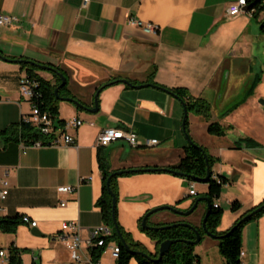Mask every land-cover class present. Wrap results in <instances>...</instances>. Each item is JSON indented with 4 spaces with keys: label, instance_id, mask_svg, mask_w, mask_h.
<instances>
[{
    "label": "crops",
    "instance_id": "crops-1",
    "mask_svg": "<svg viewBox=\"0 0 264 264\" xmlns=\"http://www.w3.org/2000/svg\"><path fill=\"white\" fill-rule=\"evenodd\" d=\"M237 1L92 0L85 6L84 0H0L1 12L17 18L0 26L4 57L62 68L69 76V92L88 108L95 107V94L106 85L96 113L69 101L58 103L59 119L79 117L88 122L69 131L75 144L29 146L23 153L25 140H8L0 134V182H9L0 218L20 215L37 222L36 227L23 222L15 233L0 231V249L8 251L12 244L26 249L23 264H75L67 242L59 235L64 221H78L85 240L105 223L98 206L103 188L99 157L108 160L113 172L180 162L189 144L183 128L184 105L160 86L185 88L212 106L210 121L194 113L188 119L192 140L216 159L214 177L229 179L216 201L224 209L218 231H227L241 215L264 201V107L259 101L264 90L257 86L245 98L259 77L257 53L261 50L264 55V10L257 16L246 12L230 16L228 9ZM134 19L156 23L161 31L148 33L133 24ZM26 72L21 64L0 57V131L31 114L32 104L20 92V78ZM38 74L54 82L50 72ZM120 79L152 85H107ZM226 79L230 80L228 87ZM239 96L225 108L226 101ZM211 122L226 127V134H210ZM108 127L133 130L140 140L157 139L160 144L133 148L117 141L99 147L97 137ZM243 138L253 139L258 146L238 148ZM126 147L132 152L125 154ZM191 184L196 195L208 191L207 183L199 189L196 182L169 172L119 176V223L154 253L157 244L141 231L139 219L160 206L191 208ZM67 186L74 191H59ZM235 200L242 205L239 212L231 211ZM197 209L199 215L188 220L196 226L202 223L207 204L200 203ZM185 220L164 210L153 214L149 222L168 225ZM33 228L42 236L34 235ZM242 250L244 264H264V215L243 228ZM195 254L198 264H225L218 239L209 235L196 245ZM116 258L110 250L103 251L100 264H116ZM0 264H7L6 259L0 257ZM131 264L138 263L132 260Z\"/></svg>",
    "mask_w": 264,
    "mask_h": 264
},
{
    "label": "trees",
    "instance_id": "trees-1",
    "mask_svg": "<svg viewBox=\"0 0 264 264\" xmlns=\"http://www.w3.org/2000/svg\"><path fill=\"white\" fill-rule=\"evenodd\" d=\"M252 6L256 9L254 16L264 10V0H250ZM262 28L264 29V23ZM5 60L17 62L21 64L22 68L25 69L28 75L37 82L36 96L32 99V103L41 108L42 111L48 112L54 121L58 125H63L64 120L58 118L59 116V106L58 103L60 99L55 95V89L61 84V78L57 72H54L52 69H56L62 72L67 77V84L61 88L59 94L63 97H73L69 92V76L65 70L55 66L50 63H41L28 58H11L4 57ZM33 61V62H32ZM51 68V70L49 69ZM48 71L54 77V82L44 79L38 74V71ZM260 77H257L250 85L249 93L246 95L247 98L251 95L258 85V80ZM159 86V85H158ZM171 91L175 96L180 100L185 102L187 110L189 113H194L203 117L205 120L210 121L212 118V106L203 98H194L192 97L187 89L185 88H167L160 86ZM66 93V94H65ZM208 132L212 135L223 136L227 132V128L221 125L219 122H211L208 126ZM186 133L189 134V119L186 122ZM1 135H5L8 140H25L28 144H33L37 140H43L45 143L48 138L41 136L37 133L34 126L29 123L21 120L19 123H13L6 129L0 131ZM192 139V138H191ZM193 141V140H192ZM245 145L247 147H257L258 144L251 138H243L237 142V147ZM100 166L103 173V188L102 195L98 200V206L101 208V213L104 222L112 228L113 234L112 237L108 238L110 241H115L119 245V253L116 258V264H131L132 260H136L138 264H178L179 259L181 264H198L199 257L195 254L196 244L187 243V242H177L173 244L170 250L164 254L163 258L160 261H155L159 257V246L160 243L167 239H184L188 241L196 240V231L185 226H177L174 228H167L162 230H147L142 227V221L144 216L139 219V227L142 232L146 233L152 240L157 244L156 251L154 253L150 252L143 243L136 241L132 234L127 232L119 223L117 218V225L120 231L121 236L117 233L114 223H113V208H112V196L110 195L106 182L108 177L113 173L109 166L107 159L99 157ZM215 158L209 154L207 149L195 141L189 142L185 147V155L176 165L165 167L168 171L155 170L153 172H169L173 175H177L183 178H186L192 182H200L201 179L205 178L208 173L207 161L210 164V169L212 176L207 182L208 191L205 193L204 197H208L212 202V209L208 215L206 226L209 232L213 235L218 236L220 252L225 259V264H244L240 256L242 251V231L245 225L248 223L259 219L264 215V209L260 212L253 214L250 218L245 219V217L264 205L262 201L259 205L248 210L234 223V225L227 231L220 232L218 228L221 224V219L224 214V209L219 205L215 207L216 201L221 197L223 186L229 183V179L220 175L218 178H215L213 175L212 167L215 162ZM160 168V167H157ZM139 172H126L120 176L132 175ZM119 176H114L111 181V189L117 195L118 199V185L117 179ZM196 201V200H195ZM194 201V202H195ZM193 202V204H194ZM176 207V206H175ZM242 208L241 203L238 200H235L231 204V211L239 212ZM117 216V208H116ZM23 216L17 215L13 217H2L0 218V231L4 233H15L17 227L23 223ZM186 222V221H184ZM149 224H151L149 222ZM163 223L157 224V226H162ZM197 230L202 233V238L205 233L202 228L195 226ZM108 240V241H109ZM127 244L129 250L126 249L125 245ZM104 247L95 248L92 251V256L95 261H99L102 255ZM26 252V249H19L14 244H12L8 249V258L7 264H23L22 254ZM135 252H144L150 255L153 259H148ZM36 264V263H34Z\"/></svg>",
    "mask_w": 264,
    "mask_h": 264
},
{
    "label": "built area",
    "instance_id": "built-area-1",
    "mask_svg": "<svg viewBox=\"0 0 264 264\" xmlns=\"http://www.w3.org/2000/svg\"><path fill=\"white\" fill-rule=\"evenodd\" d=\"M92 0H84V5L87 6ZM251 8L246 11L245 8L248 6ZM256 9L250 3V0H238L236 3L232 4L228 9V14L230 16H238L243 13H249L254 15ZM17 20L16 17L3 14L0 9V26L10 25ZM131 22L138 27L143 28L144 31L152 34H159L161 27L156 23H145L140 20H131ZM37 82L32 79L26 72L20 78V92L21 95L28 99L32 104L31 114L24 117L22 120L26 123L31 124L35 127L37 133L41 136L47 137L48 140L45 143L43 140H37L33 144H28L26 142L21 143V149L23 153H26V150L29 146H43L46 144H75L76 138L69 131L77 130L88 122L79 118L74 117L69 121H65L63 125H58L51 115L48 112L42 111L40 107L32 103V99L36 96ZM93 125V122H89ZM117 141H124L129 146L133 148L137 147H152L160 144V141L157 139H145L144 141L139 139L137 133L133 130H125L122 128L108 127L103 129L97 137V145L99 147H108L112 143ZM61 192H72L74 187L67 186L61 187L59 189ZM9 194V182L3 180L0 182V205L8 197ZM190 195H196V187L194 184L190 186ZM66 203H62L65 206ZM215 207H219L218 203H215ZM22 220L24 223L31 225L32 227L37 226L36 221H31L28 216H23ZM113 231L112 228L103 223L101 226L96 227L91 231L90 237L84 239L82 235V227L78 221H64L61 227V234L59 238L63 242H67L68 248L71 253L72 261L75 264H100L99 261H95L92 256V251L95 248L104 247L103 251L110 250L112 255L118 256L116 254V247L119 245L113 243L108 238L112 237ZM109 240V241H108ZM244 251L240 253L241 258L244 256ZM0 257L6 259L8 258V251L0 249Z\"/></svg>",
    "mask_w": 264,
    "mask_h": 264
},
{
    "label": "water",
    "instance_id": "water-1",
    "mask_svg": "<svg viewBox=\"0 0 264 264\" xmlns=\"http://www.w3.org/2000/svg\"><path fill=\"white\" fill-rule=\"evenodd\" d=\"M250 8H251V6L249 5L248 7L245 8V10L248 11ZM0 57L1 58H4V56L2 55L1 52H0ZM49 69L51 70V68H49ZM52 70L54 72H57L59 74V77L61 78V84L58 87H56V89H55V95L60 100H65V101L72 102V103L76 104L79 108L85 109V110H87V111H89L91 113H96V112L99 111V95H100L101 91L103 90V88L106 85L100 87L97 90V92L95 94V107L88 108L83 103H81L79 100H77V99H75L73 97H63V96H61L59 94L61 88L64 87L67 84V77L62 72H60V71H58L56 69H52ZM115 82H123L125 84L131 85V86H134V87H139V88L152 85V84L133 85L127 79H120V80L112 81V82L108 83L107 85H112ZM163 89H165V88H163ZM165 90L166 91H169L167 89H165ZM169 93L173 94L171 91H169ZM175 97L178 98L177 96H175ZM182 103H183L184 109H185L184 120H183V128H184L185 133H186V122H187V119H188V116H189V112L187 110V107L185 105V102L182 101ZM186 137H187V139H188V141L190 143L193 142L189 134L186 133ZM207 165H208V173H207V176L205 178H203V179L200 180V182H202V183H207L209 181V179L211 178V176H212L211 169H210V164H209L208 161H207ZM155 170L168 171V169L165 168V167H163V168L162 167L161 168H157V167H146V168H137V169H124V170L115 171V172L111 173V175L108 177L107 182H106V186H107V189H108L110 195L112 196L113 223H114V227H115L117 233L120 236H121V234H120V231H119V228H118V225H117V216H116L117 195L111 189V181H112L113 177L114 176H120V175H122L123 173H126V172H139V171H143V172H153ZM202 201H204L207 204L206 213H205V216H204L203 221H202V229H203V231H204L205 234H207V235H209L211 237H214V238H218V236L213 235L211 232H209V230L207 229V226H206V222H207L208 215H209V213H210V211L212 209V202H211V200L208 197H202V198H198L194 202V204L192 205V207L189 208L188 210H181V209H178L175 206H169V205L156 207V208L151 209L150 211H148L144 215V218H143V221H142V227L144 229H147V230H162V229H167V228H174V227H177V226L189 227V228H191V229H193V230L196 231V236H197L196 240H194V241H188V240H184V239H167V240H165V241H163V242L160 243V246H159V257L157 259H153L150 255H148L147 253H144V252H135V253H138V254H140V255L148 258V259H153L155 261H160L163 258L164 254L167 253L170 250L171 246L173 244L177 243V242L183 241V242L192 243V244H196V245L198 243H200V241L202 239V233L195 228V225H193V224H191L189 222H178V223H172V224H168V225L157 226V225H151V224H149V219H150V217L153 214H155L157 212H160V211H164V210H170L173 213L178 214L180 216H190V215H192L194 213V211L198 208L199 204ZM263 209H264V205L261 206V207H259L258 209H256L252 213L248 214L245 217V219L250 218L253 214H255L257 212H260ZM32 233L34 235H36V236H42V233L37 228H33ZM124 245H125L126 249L129 250L128 245L127 244H124Z\"/></svg>",
    "mask_w": 264,
    "mask_h": 264
},
{
    "label": "rangeland",
    "instance_id": "rangeland-1",
    "mask_svg": "<svg viewBox=\"0 0 264 264\" xmlns=\"http://www.w3.org/2000/svg\"><path fill=\"white\" fill-rule=\"evenodd\" d=\"M254 23H257V21L256 20H254ZM257 56H258V59H257V61H258V65L256 66V69H257V71H259V77H260V79L258 80V87H260V89H262V90H264V55L262 54V51L261 50H259V52L257 53ZM256 64V63H255ZM41 70H39L38 72H40ZM45 72H48V71H45ZM227 80V79H226ZM230 84V80H227V82H226V84H225V86L226 87H228V85ZM66 94V93H65ZM240 98V96L239 97H235V98H233V99H231L230 101H226V103H225V108L226 107H229L230 105H232L233 104V102H235V101H237L238 99ZM234 100V101H233ZM259 101L261 102V104L263 105V107H264V97H261V99H259ZM60 102V101H59ZM219 107V106H218ZM241 134H243V133H241ZM130 152H132L131 151V149L129 148V147H126V153L125 154H127V153H130ZM197 183V187L199 188V189H202V183L201 182H196ZM202 197H204V195H202V194H200V195H194V196H190L188 199H191V200H193V201H195V200H197L198 198H202ZM201 203H205L204 201H202ZM199 214H198V209H196L195 211H194V213L192 214V215H190V216H183V218H185V219H187V220H185L186 222H189V223H191L190 221H188V220H192V219H194L196 216H198ZM194 225V224H193ZM196 226V225H195ZM198 227H200V228H202V223H199V225H197ZM207 234H205V236H206ZM198 245V244H197ZM178 264H181V260L179 259V261H178Z\"/></svg>",
    "mask_w": 264,
    "mask_h": 264
},
{
    "label": "bare ground",
    "instance_id": "bare-ground-1",
    "mask_svg": "<svg viewBox=\"0 0 264 264\" xmlns=\"http://www.w3.org/2000/svg\"><path fill=\"white\" fill-rule=\"evenodd\" d=\"M119 253V247H116V254Z\"/></svg>",
    "mask_w": 264,
    "mask_h": 264
}]
</instances>
